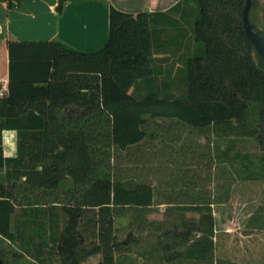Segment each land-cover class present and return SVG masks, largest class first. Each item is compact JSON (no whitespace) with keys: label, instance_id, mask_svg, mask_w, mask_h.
Wrapping results in <instances>:
<instances>
[{"label":"trees","instance_id":"1","mask_svg":"<svg viewBox=\"0 0 264 264\" xmlns=\"http://www.w3.org/2000/svg\"><path fill=\"white\" fill-rule=\"evenodd\" d=\"M77 1L99 0H59L60 10ZM245 5L246 0H181L166 13L138 14L111 7L108 43L92 54L58 42H10L8 92L0 95V171L6 169L0 180V237L21 239L29 224L41 234L42 223L35 221L47 211V241L58 244L63 263H80L84 222L97 231L100 243L93 252L103 254L99 264H115L114 251L137 241H119L113 234L117 209L150 207L154 191L141 183L129 189L118 173L106 174L111 150L131 152L143 144L154 118L264 144V66L243 25ZM256 6L254 0L252 22ZM173 12L180 17L171 19ZM182 23L190 26L196 44L184 59L185 90L176 100L171 93L161 98L155 88L162 72L158 51L166 44L161 34ZM142 90L147 94L137 99L135 92ZM5 130L18 132L15 158L4 156ZM68 178L73 186L63 190ZM57 207L68 217L58 237ZM202 223L204 229L165 231L178 242L194 230L203 233L186 254L174 251L170 260L219 264L213 258L214 219L205 215Z\"/></svg>","mask_w":264,"mask_h":264},{"label":"rangeland","instance_id":"2","mask_svg":"<svg viewBox=\"0 0 264 264\" xmlns=\"http://www.w3.org/2000/svg\"><path fill=\"white\" fill-rule=\"evenodd\" d=\"M264 0H257L253 23L264 26ZM180 14L173 12L171 19ZM170 28L161 34L166 42L158 51L156 65L162 70L156 78L159 97L171 93V99L182 97L185 90L184 59L195 47L190 26ZM188 32L184 45L177 42ZM189 47V49L187 48ZM191 49V50H190ZM146 90L135 92L141 99ZM148 137L131 152L111 150L106 159L105 173H118L129 189L138 184L153 187L154 198L150 207L118 208L114 217L113 234L119 241L136 239L130 247L116 249L115 264H192L189 259L170 260L172 252L186 254L188 246L202 239L203 233L194 230L191 237L178 242L175 237L164 236L189 229H204L205 215L214 219V236L218 246L213 248L214 260L232 264L264 263V144L255 138L221 137L215 133L194 129L176 120L161 118L150 120ZM71 186L64 184L67 190ZM66 202L68 199L59 198ZM48 212H39L35 223H42L41 234L36 235L29 224L22 238L8 241L0 237V258L4 264H65L59 257L58 244L48 240ZM36 218V217H35ZM56 237L68 223L61 207L54 209ZM92 224V223H91ZM84 236L83 253L79 264H99L102 253H94L100 240L92 225L81 223ZM236 237L249 236L245 250L223 247L226 232ZM48 232V233H47ZM33 234V235H32ZM246 237V238H247ZM246 241V240H245ZM169 245L165 250L159 243ZM215 245V243H214ZM224 249V250H223Z\"/></svg>","mask_w":264,"mask_h":264},{"label":"crops","instance_id":"3","mask_svg":"<svg viewBox=\"0 0 264 264\" xmlns=\"http://www.w3.org/2000/svg\"><path fill=\"white\" fill-rule=\"evenodd\" d=\"M181 0H99L68 2L60 10L59 0H0V83L8 92L10 80L9 43L58 42L82 54H92L103 49L109 40L110 10L116 9L138 14L142 12L166 13ZM3 148L6 158L18 155V132H3ZM6 177V169L0 171V180ZM73 181L68 178L66 182ZM69 187V188H70ZM223 247L228 250H245L250 237H236L225 231ZM247 237V238H246ZM246 240V241H245ZM215 250L218 236H214ZM264 245V240L261 241ZM224 250V249H223Z\"/></svg>","mask_w":264,"mask_h":264},{"label":"water","instance_id":"4","mask_svg":"<svg viewBox=\"0 0 264 264\" xmlns=\"http://www.w3.org/2000/svg\"><path fill=\"white\" fill-rule=\"evenodd\" d=\"M253 6L254 0H246V5L243 10V25L251 43L261 57L264 66V29H258L257 26L252 22L251 11ZM0 264H4L1 258Z\"/></svg>","mask_w":264,"mask_h":264},{"label":"built area","instance_id":"5","mask_svg":"<svg viewBox=\"0 0 264 264\" xmlns=\"http://www.w3.org/2000/svg\"><path fill=\"white\" fill-rule=\"evenodd\" d=\"M0 95H2V96L4 95V91H3V90H2V92L0 93Z\"/></svg>","mask_w":264,"mask_h":264},{"label":"flooded vegetation","instance_id":"6","mask_svg":"<svg viewBox=\"0 0 264 264\" xmlns=\"http://www.w3.org/2000/svg\"><path fill=\"white\" fill-rule=\"evenodd\" d=\"M260 30H262V29H260Z\"/></svg>","mask_w":264,"mask_h":264}]
</instances>
